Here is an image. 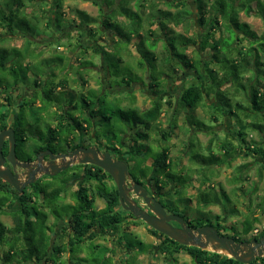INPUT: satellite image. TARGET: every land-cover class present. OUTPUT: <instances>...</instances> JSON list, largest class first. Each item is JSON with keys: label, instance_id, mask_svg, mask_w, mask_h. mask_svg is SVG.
Segmentation results:
<instances>
[{"label": "trees", "instance_id": "obj_1", "mask_svg": "<svg viewBox=\"0 0 264 264\" xmlns=\"http://www.w3.org/2000/svg\"><path fill=\"white\" fill-rule=\"evenodd\" d=\"M54 1V20H46V30L56 33L57 29L63 30L68 26H74V23L77 26L82 25V28L84 24L90 27L89 30L96 41V36H99L98 31L110 33L114 39L113 46H116L115 51L122 44L128 46L136 38L137 43L134 42V45L138 46V53L141 50L146 61L151 62L147 64L137 62L133 67L134 73L131 72L128 78L123 77L118 84L122 85L125 82V84L130 85L133 82H145L137 71L151 70L150 73L148 72V86L152 89L151 92L157 94L156 96L151 94L153 98L148 108L139 110L133 104L124 106L123 99L118 96L111 97L109 90L89 89L82 91L79 105L78 101L74 100L77 95L74 91L75 88L69 87L67 72L63 74L69 67H72L71 64L66 62L64 56L43 57L42 47H45L49 42L45 38V33L50 38L52 36H49L48 32L50 31H46L42 26L44 19L41 16L44 15L45 11L43 14L36 11L38 7L47 4L48 0H0V28L2 29L0 32V69L7 73L11 67L9 74L14 76L13 81H8V87H10L8 91L4 85L7 82L0 78V92L3 91L6 101L2 105L4 107L0 108V129L7 125L6 117L9 116L10 106L14 104L13 101H16V96L11 95V90L17 89L19 85L24 86V89L31 86L35 87V91L31 94H25L24 99L18 103V106H15L16 120L12 126L17 140L16 154L20 159L31 160V154L42 149L43 143L49 145L55 152L58 151L56 149L57 143L54 145L57 141L62 143L71 141L77 145V136L80 132L84 136L88 135L86 139L83 138L86 145L92 143L95 136H104L109 138V141L121 142L123 134L129 132L128 126L135 129L136 132L130 131V134L132 139L134 138L137 142L139 140L148 142L151 139V131L159 132V130L161 131V138L167 141L171 134L159 128V120L162 118L165 104L171 106L172 103L170 99H164L159 93H161V88L165 87L163 84L169 83L170 79L174 78L176 74L175 65H181L185 69L193 68L198 75H196L198 81L184 85L178 97V104L182 103L195 111L205 106L207 96L214 94L219 100V104L215 107H219L220 104L229 107L231 99L227 98V91L222 88L224 85L230 84L237 87L236 92H239L241 88L237 85L240 83L245 95L251 102V107L246 109L243 115L241 114V118V116H236L237 112L229 111L223 106L225 109L222 115H229L232 122L235 115L239 124L258 130L264 136V33L258 34L248 22L240 19L241 12H245L246 15L254 14L261 17L264 22V0H195L199 11L196 17L193 16L195 10L187 6L188 2L184 0H92L94 4L100 7L99 16H93L86 10L76 7L73 9V13L77 18L72 20L65 18L63 10L65 0ZM162 3L167 7H160ZM209 3L210 8H207ZM174 5L178 7L176 10H172ZM30 6L32 8L34 6V8L28 11ZM209 9L213 10V13ZM32 19L36 22H32ZM195 21L200 25L201 32H198L197 35H190L188 26ZM147 23L150 24L149 27H147ZM171 23L175 26H187V29L182 33L172 35L174 31L169 29ZM152 25H156V27L153 29ZM221 25L227 35L216 37V33L221 30ZM36 28L40 31L35 37ZM83 32L81 31L82 35ZM17 36L24 38V44L21 47L10 46L8 42ZM160 41L165 43L166 49L164 48L162 52L166 55L159 59L156 51ZM242 42L244 44L240 45ZM148 43L151 45V48L149 47L151 50H143L142 47ZM198 44H200L201 50L198 51L197 60L192 62L186 50L190 46ZM77 45L81 48L82 41H79ZM83 47L85 51L82 54L84 55L87 54V47L84 45ZM108 47L101 46L104 63L107 60L106 57H111V51H108ZM208 49L213 53L209 61H204L201 58L202 52H207ZM234 53L235 55H233ZM9 58L14 60V63L11 61L10 66L7 65ZM29 58L40 61L46 65L47 70H37L34 64L28 60ZM26 61L28 63L25 65ZM87 63L96 66L92 60L81 57L80 63L75 69L76 73L79 74V70L87 68L89 66L85 65ZM210 63H217L223 73L220 75L217 70L210 67ZM19 69L23 71L21 77L18 75ZM25 69L28 71L25 72ZM202 71L207 73L203 74ZM59 73H62V77L58 76ZM80 79L83 81L82 84H85L84 77L80 76ZM207 79L209 80L208 84ZM236 83L238 84L236 85ZM108 99L115 103L110 108H107L105 104ZM38 104L40 105L38 106ZM238 106L241 104L238 103ZM28 108L34 124L46 119L48 122L47 135L42 134L41 130L31 133L30 128L33 127V123L30 122L25 129L22 121L27 116L26 110ZM34 108L43 110V116L39 117L34 112ZM47 116L48 118H46ZM55 116H58L59 120L56 125H51L49 119ZM213 118L219 119L217 116ZM190 122L199 130H207L211 126L216 127V125H206L199 119ZM242 126L236 132L239 136L238 147L231 150L233 144L228 140L221 143L224 153L230 155L225 161L231 163L239 154V150L245 148L249 155L250 152H254L253 157L257 159L255 162L261 164L263 169L264 161L260 159L264 160V144H248L245 137L248 133L242 130ZM90 128H93L92 131ZM28 130L30 131L28 132ZM74 133L77 136L73 139L72 136L76 135ZM212 133L209 144L214 143L215 139L218 138V133L213 130ZM30 134L40 138L41 143L29 145L31 143ZM146 144H141V149H137V158L143 157L140 158L141 160L135 158L137 162L132 169L133 178L136 181H141L140 177L146 178L151 175L150 179L152 182H156L160 190L167 189V195L171 198L170 206L174 210L178 209L179 204L189 199L184 194V187L192 180L193 176L190 172L198 169L190 168L181 172L176 160L170 156L169 145H163L154 157L151 155V147ZM192 144L190 142L189 146ZM7 149L5 153H7ZM142 149H147L148 152L144 154ZM27 150L29 151L26 153ZM148 157L153 158V163L150 166H142L141 163ZM196 158H198L197 155H190L192 162ZM220 159L219 156L212 153L205 160L207 161L205 163L215 165ZM225 161H222L221 164ZM245 167L247 164L244 165ZM68 169L74 170L71 172L73 178L75 176L85 178L80 186H77L73 204L62 203L66 190L74 184L71 175L69 177L64 175L59 181L55 179L64 171L47 179L45 177L39 178L37 182L22 192L0 178V245L8 247L3 254L5 264H35L36 262L38 264H63L62 255L68 250L71 255L67 262L71 264H83V262L113 264L116 259L107 254L109 249H106L104 258L93 256V252L101 246L93 244L94 239L100 234L109 236L113 240H117L118 245L133 250L134 243L131 242V238L126 237V233L124 234L125 238L119 235L121 224L126 220L124 216L126 211L121 207L116 185L112 186L106 180V175L113 180L111 175L102 173L101 168L93 164H77ZM68 169L65 172L69 171ZM239 178L237 174L234 180L238 181ZM92 180L96 183H92ZM97 197L104 199L105 207L97 209L95 205ZM198 198L201 204H209L215 201L203 191L200 192ZM262 200L264 205V197ZM249 201V210L247 211L251 215L247 214L242 222V236L239 237L236 234L238 231L235 225H230V229L234 230L232 236L236 240L248 239V235L256 237L252 235V232L259 219L255 215L256 209L251 208L252 199ZM174 210L172 211L176 213L181 212ZM238 210L235 203L230 215L233 216L232 214ZM262 210L264 211V206ZM8 214L12 217L11 226L5 224L1 219L2 215ZM50 216L54 218L52 223L48 221ZM220 217L219 214L202 211L201 216L195 218L196 225L194 227L214 224L215 221L221 219ZM61 223L63 224L61 227L62 234L66 232L68 237L65 243L58 242L59 240L54 242L53 239L58 233L56 226ZM150 230L160 239L162 237L169 239L168 236L152 227ZM129 234L131 235V233ZM263 235L264 229H262L259 237ZM59 237L60 239L63 238V236ZM257 237L255 239L259 238ZM88 242L90 247L88 256L80 257L79 253L83 250V244ZM137 242L136 245L139 246L137 254L153 249L152 246L145 248L146 244L142 240H137ZM176 245L178 249H172L168 241H165L164 245L159 246L158 251L170 259L174 253L184 250L192 256L194 264H244L222 253L201 250L196 246L180 243ZM250 264H264V256L256 258Z\"/></svg>", "mask_w": 264, "mask_h": 264}, {"label": "rangeland", "instance_id": "obj_2", "mask_svg": "<svg viewBox=\"0 0 264 264\" xmlns=\"http://www.w3.org/2000/svg\"><path fill=\"white\" fill-rule=\"evenodd\" d=\"M185 2H188L187 6H189L191 9L195 10L193 16L196 17L198 14V8L195 0H184ZM55 1L54 0H48L47 4L38 7L36 12H39L40 14L44 15L41 17L44 19L42 21V26L45 29L46 20H50L54 18V11H55ZM177 6V5H176ZM175 5L172 7V10H176L178 7ZM43 7V8H42ZM79 7L80 9L86 10L93 16H98L100 11L99 5H96L93 3L92 0H65L64 3V12H65V18L66 19H74L77 18L74 13L73 9ZM160 7L166 8L167 6L165 4H161ZM34 8V6H33ZM31 6L28 9V11H31L33 9ZM207 8H210V3L207 5ZM47 11V13H46ZM209 11L213 13V10ZM52 14V16H51ZM52 17V18H51ZM240 19L242 21L248 22L250 24V27L254 29L258 34L264 33V22L261 17L257 15H246L245 12H241ZM54 20V19H53ZM36 22V20L32 19V22ZM58 22V21H57ZM74 23V22H73ZM95 25V24H94ZM150 24L147 23V27H149ZM156 25H152V28L154 29ZM189 27L188 33L190 35H197L198 32H201L200 25L195 21L191 22ZM89 26H85L83 24L81 26H77L74 23V26H68L67 28H64L63 30L57 29V32L50 31L48 32L49 36H52L51 38L48 37L45 33V38L49 41L45 47H42L43 57H57L64 56L67 63H70L72 67H69L63 74L67 72L66 77L69 80V87H74V91L76 92V96L74 97V100L80 105V95L83 93L82 91H86L89 89H95V90H108L111 89V97L118 96L123 99L122 103L124 106L133 104L136 106L139 110H144L148 108L151 105L152 102V95L151 91L152 89L148 86L149 78H148V72L150 73L151 70H146L144 72L143 70H138V74L141 75L145 82H133L130 85L125 84V82L122 83V85L118 84V82L122 81V78H128V75L132 72L134 73V66L140 62H144L145 64L150 63L151 61H146V59L143 57V54L140 50V53H138L137 45H134V42L137 43V39H133V42L130 43L128 46H125L122 44L120 48L115 51V47L113 46V37L108 32H99V36L97 38V41L94 40V37L92 36V32L89 30ZM169 29L174 31V34L182 33L187 29V26H175L174 24H169ZM225 29L221 25V30H219L216 33V37L227 35ZM2 29L0 28V32ZM39 29L36 28L34 31L35 37L39 34ZM81 31L83 32V35H81ZM33 32V31H31ZM41 36V35H40ZM169 36V35H167ZM48 37V38H47ZM83 42V45L87 47V54H82V52L85 51L84 47H78L77 44H79V41ZM24 38L21 36L13 37L8 42L10 46H18L21 47L24 44ZM47 43V42H46ZM124 43V42H123ZM244 42L240 43V45H243ZM245 44H248V42H245ZM109 46L107 49L108 51H111V57H106L107 60L104 63L103 55L101 54V46ZM149 45V46H148ZM158 49L156 51L157 57L160 59L166 53L162 52V50L165 48V43L162 41L158 44ZM123 47V48H122ZM151 45L148 43L146 46H143V50H151ZM166 49V48H165ZM201 50L200 44L195 46H190L186 53L191 57L192 62L196 61L198 58V51ZM121 51V52H119ZM213 52L208 49V51H203L201 58L204 59V61H209L211 58ZM208 54V55H207ZM235 55V53L233 54ZM83 57V59L92 60L96 66L90 65L91 63H87L85 65H89L84 70H79V74L76 73V67L80 63V58ZM149 57V56H148ZM121 58L122 60H120ZM9 60L7 65L10 66L12 62L14 63V60H11V58L7 59ZM31 61L32 64H34L35 68L39 71L47 70L46 65H43L40 61H37L35 59H28ZM12 61V62H11ZM28 63V61L25 62V65ZM55 63V62H54ZM53 63V64H54ZM195 64V63H194ZM178 71L180 76H183V83L184 85L191 84L193 82L198 81V78L196 77L197 73L193 70V68H181L179 65ZM53 67V65H52ZM210 67L217 70L219 74L221 75L223 73L221 67L217 63H210ZM25 68V67H24ZM10 69L6 72H3V70L0 69V78L3 79L5 82V88L7 91L10 89L8 87V81H13L14 76L10 75ZM200 69V68H199ZM25 72L28 71V69L24 70ZM111 73V75H110ZM203 74L207 73L206 71H202ZM8 74V75H7ZM62 73H59L58 76L62 77ZM250 74V73H248ZM18 75L21 77L23 75V71L19 69ZM80 76H83L85 79V84H82L83 81L80 79ZM198 76V75H197ZM167 78V77H166ZM206 78V77H205ZM207 84L209 83V80L207 79ZM238 83H236L237 85ZM165 87L161 88L162 92L169 91L171 95V103L172 105L168 106V104H165V110L166 113L165 116L161 119L159 123V128L167 129L168 131L171 130L170 123H169V115L172 111L173 105H177L178 107V122L180 123L178 128H174L172 131V134L169 136V139L167 141L163 140L161 138L160 132L158 131H151V139L148 141L149 147H151V155L155 157V154L160 151L161 147L163 145H169L170 147V156L172 159L176 160V163H178V167L181 172L186 171L190 168L198 169L190 172V174L193 176L192 180L186 184L184 187V194L189 199L182 204H180V207L182 210L187 213L188 217L191 219L197 218L201 216L202 211L205 213L211 212L212 214H219L221 217L220 221L223 225L226 226L224 228V231H228L230 233H233L234 230L230 229V225H235L237 228L238 235H242L241 229H242V222L245 219L246 215L248 214L249 210V200L252 199L251 208L256 209L255 215L258 217V221L255 223V228H263L264 227V211L263 208V197H264V168L262 169L261 164H259L257 161L255 162L256 157L254 156V152H250L251 154H247V151L245 148H242L239 150V154H237L236 158L232 160L231 163L228 161H225L228 155L224 153L225 151L221 148L222 141L228 140L232 145L231 150L234 147L239 146V136L236 134L237 131L240 130V127L242 126L237 121L236 116H241L243 113L246 112V109L251 107V102L248 100L247 96L245 95V92L242 89V84L239 83L241 90L239 92H236V88L233 85L226 84L224 85L222 89H226L227 91V98L231 102H229L230 106H224L222 104L218 105L219 107H215V105L219 104V100L214 96V94L207 96L205 101V106L200 107L197 110H192L189 107H186L182 103L178 104L177 97L180 95L181 90H179L176 86H169V83L163 84ZM183 85V86H184ZM24 86L19 85L14 93V97L18 94L23 92ZM225 91V93H226ZM3 92V91H2ZM0 92V108L4 107L2 106L6 101L4 100V93ZM5 92V91H4ZM229 92V93H228ZM12 93V92H11ZM168 93V94H169ZM238 103L241 104V106H238ZM107 105V108L112 107L115 103L110 99H108V102L105 103ZM14 105V104H13ZM40 104H38L39 106ZM233 110L237 112V115L233 116L234 120L233 122L230 121L229 115L223 116L222 113L223 110ZM8 108V107H7ZM13 110H15V106H11ZM34 112L39 116H43V110L35 109ZM55 110V109H53ZM107 112V111H106ZM242 114V115H241ZM26 117L23 119L22 123L25 129L28 127V123H33V127L30 128L31 133L34 131H42V134L47 135L48 133V122L45 121L39 122L37 124H34V121L32 120L30 116V109L28 108L26 110ZM218 117V120H215L213 117ZM12 117V115H11ZM48 118V116L46 117ZM199 119L202 120L206 125H218V128L215 129L214 132L218 133V138L215 139L214 143H210V138L212 137V126L208 128L204 132L203 130H199L196 127L191 124V120ZM59 120L58 116L51 117L49 119L51 125H56ZM224 123V124H222ZM93 128H90L92 131ZM210 129V130H209ZM28 130V132L30 131ZM242 130H244L246 133H248L245 137L247 139L248 144L255 145L258 144H264V136H262V133L258 130H254L251 127L242 126ZM40 132V131H39ZM38 132V133H39ZM234 132V133H233ZM37 133V135H38ZM38 137H40L38 135ZM36 135L30 134V144H40L41 140ZM191 137V138H190ZM107 143L109 144V138L106 137ZM125 141L127 142L128 139L125 138ZM190 142L193 144L190 145ZM256 144V145H257ZM145 145V144H143ZM31 147V146H30ZM143 148V146H142ZM29 150L26 151V153ZM245 151V152H244ZM147 149H143V153H147ZM215 154L219 156L221 159L218 161L217 164H209L205 163V161L210 155ZM194 154L197 155L198 158L193 159L194 162L191 161L190 155ZM232 154V153H231ZM256 155V154H255ZM142 157V156H141ZM140 156L137 158L139 160L141 158ZM259 159V158H258ZM141 160V159H140ZM257 160V159H256ZM261 161H264L262 158ZM222 161H225L221 164ZM145 163L150 166L153 163V158L148 157L145 160ZM144 163V164H145ZM247 164V167L244 168V165ZM133 165V164H132ZM264 167V164H263ZM181 168H183L181 170ZM74 169V168H72ZM64 171V173L59 174L55 179L57 181L61 180V177L65 175V177H69L72 173V171ZM185 169V170H184ZM238 174V177H240L238 181L234 180L235 175ZM74 175V174H73ZM74 177V176H70ZM108 183L112 186L116 185L113 180L110 178L107 179ZM92 183H96V181L92 180ZM77 189V183L70 186L62 199V203H74L75 197L74 193ZM166 190V189H164ZM206 192V195L209 196L211 199L215 200L214 202H210L209 204H201L198 201V196L200 192ZM218 200V201H217ZM236 203L238 207V211L233 216L230 215L231 211L234 209V204ZM260 203V205H258ZM262 203V205H261ZM95 205L97 209L105 207L106 203L104 199L97 197L95 201ZM199 209V211H197ZM248 215H251L250 213ZM2 221L7 224L8 226H11L13 221L11 215H2L1 216ZM49 223H52L53 217H49ZM63 224L56 226L57 232L61 231V227ZM131 238V242L134 243L133 250H129L126 248V246H120L118 245L117 240H113L109 236H104L102 234L98 235L94 241L93 244L101 245L99 246L96 251L93 252V256L97 258H104L105 257V251L106 249H109V255L113 256V258L116 259V261H113V264H193L192 258L187 255L186 253H176L175 258L172 259L169 257L164 256L163 254H160L158 257H153V249L150 252H144L141 255L140 253L137 254L138 251V244L136 245L137 240H142L145 242V248H149L151 246V243L158 244L159 240L156 235L152 233V231L146 226L144 223L140 221H130L125 220L121 224V231L119 233L120 236H123ZM131 233V235L129 234ZM129 235V236H128ZM61 236L63 238L60 239V237L56 236L53 238L54 242L59 240L58 242H66L68 237L66 236V232H64ZM250 236V235H249ZM117 238V237H115ZM123 238V239H124ZM89 242L83 244V250L79 253L80 257H86L88 256V253L90 252ZM6 245H0V264H5L3 260V254L4 251L7 250ZM132 248V247H131ZM70 251H66L62 255L63 264H71L68 261L70 258ZM165 257V258H164ZM34 264V263H33ZM35 264H38L36 262ZM83 264H89L88 262H83Z\"/></svg>", "mask_w": 264, "mask_h": 264}, {"label": "water", "instance_id": "obj_3", "mask_svg": "<svg viewBox=\"0 0 264 264\" xmlns=\"http://www.w3.org/2000/svg\"><path fill=\"white\" fill-rule=\"evenodd\" d=\"M6 140L9 143L7 155L3 150ZM16 145L15 130L11 126L2 129L0 131V178L20 192L37 182L41 175L54 176L74 164H93L111 175L124 209L176 242L182 245L196 246L201 250L222 253L244 264H250L256 258L264 256V235L259 239L237 241L233 236L220 234L213 226L193 228L181 215L168 213L159 200L148 195L147 190L140 182L132 179L128 164L123 159L114 157L109 151L103 152L95 146L84 145L75 148L68 154H54L49 149L39 152L37 162L33 163L18 159ZM45 155H49L48 161L44 160ZM6 161L11 164V167L5 165ZM17 167L27 169V172L24 173L27 177L16 172ZM131 192L143 197L154 214L143 209L130 195ZM172 220L177 221L180 227L173 226Z\"/></svg>", "mask_w": 264, "mask_h": 264}, {"label": "flooded vegetation", "instance_id": "obj_4", "mask_svg": "<svg viewBox=\"0 0 264 264\" xmlns=\"http://www.w3.org/2000/svg\"><path fill=\"white\" fill-rule=\"evenodd\" d=\"M80 36H82V34L80 35ZM82 41V40H81ZM82 47H83V42H82ZM176 67V74L174 75V78L173 79H170V85L169 86H176V87H178L179 88V90H181L182 91V89H183V85H184V83H183V76H180V74H179V71H178V66L177 65H175ZM181 68H183L181 65H179ZM34 87V86H33ZM32 86L31 87H27V88H25L24 89V91L23 92H21V93H18L17 95H16V97H15V100L16 101H13V103H14V105H11L12 107L13 106H18V103L19 102H21L23 99H24V97L26 96L25 94H31L33 91H35V87L33 88ZM37 87V86H36ZM104 89V88H103ZM109 91H110V93H111V89H108ZM12 91V93H11V95H14L13 93V91H15V89H13V90H11ZM153 92H151V94H152ZM156 94L157 93H153V95L154 96H156ZM162 97H164V99H171V95H172V93L171 94H168V91H165V92H162L161 91V93H159ZM178 97H179V95H178ZM178 97H177V100H178ZM11 106H10V110H9V116L8 117H6V123H7V125L5 126V128L6 127H8V126H11L12 128H13V124H14V122H15V120H16V112H15V110H13L12 108H11ZM169 106V105H168ZM174 107L172 108V111H171V113H170V115H169V123H170V128H171V130L170 131H168L167 129H163L164 131H168L170 134H172V131H173V129L175 128H178V126H179V122H178V113H179V111H178V107H177V105H173ZM164 110H165V107H164ZM164 110H163V113H162V118H163V116H165L166 115V113L164 112ZM11 115H12V117H11ZM161 118V119H162ZM161 119L159 120V123H160V121H161ZM216 128H218V125H216V127L215 128H213V131H215V129ZM2 129H4V128H2ZM2 129H0V131L2 130ZM14 129V128H13ZM128 129H129V132L128 133H124L123 134V138H122V140H121V142H116V141H110L109 142V144L107 143V141L108 140H106V137H104V136H101V137H96L95 136V138H94V141H92V143L90 142L88 145H86V144H84V141H83V138H87L88 137V135L86 134V136H84L83 134H82V132H80V134H78V136H77V134L76 133H74V134H76V135H73L72 136V138L74 139L75 138V136H77V145H76V143L75 142H65V143H62L61 141H57V142H55L54 143V145L57 143V147H56V149L58 150L57 152H55V151H53L52 150V148L49 146V145H44V143L42 144L43 145V148L42 149H40L39 151H37V152H35L34 154L32 153L31 154V156H32V159L31 160H28V159H25V160H23V159H20L19 157H18V155H17V157H18V159L19 160H21V161H24V162H26V161H28V162H33V163H36L37 162V154L39 153V152H41V151H46V150H51L54 154H68V153H70L71 151H73L75 148H77V147H79V146H95V147H97L98 149H100L101 151H109L114 157H116V158H119V159H123L127 164H128V167H129V171H130V174H131V177H132V179L134 180V181H136L134 178H133V175H132V169L134 168V166H135V164H136V162H137V160L135 159V158H137V154H138V152H137V149L139 148V149H141V144H146V143H148V142H146L145 140H139L138 142L133 138L132 139V137H131V134H130V131L131 132H133V133H135L136 131H135V129L134 128H132V127H130V126H128ZM204 131V130H203ZM159 132L161 133V131L159 130ZM204 132H207L206 130L204 131ZM217 132V131H216ZM93 135V134H92ZM125 138L126 139H128V141L126 142L125 141ZM191 138V137H190ZM140 146H139V145ZM60 145V146H59ZM6 146H7V148H6ZM189 146V145H188ZM7 149V153H8V150H9V143H8V140H6L5 141V144H4V147H3V150H4V153H5V150ZM142 151H143V149H142ZM7 153H5V155H7ZM143 157V156H142ZM44 160L45 161H48L49 160V155H45L44 156ZM145 161L144 162H142L141 163V165L142 166H146L147 164L145 163ZM133 164V165H132ZM5 165L6 166H10L11 167V164L8 162V161H6V163H5ZM74 165H77V164H74ZM101 168V167H100ZM95 169V168H94ZM16 172H18V173H20V174H23L24 175V177H27V175H25L24 173L25 172H27V169H25V168H22V167H17V171ZM101 172L102 173H106V174H108L105 170H103L102 168H101ZM61 173V172H60ZM59 174V173H58ZM58 174H56V175H58ZM84 174V173H83ZM56 175H54V176H56ZM110 175V174H109ZM52 175H41L39 178H48V177H51ZM152 176L151 175H149L148 177H140V180L141 181H138V182H140L142 185H143V187L147 190V192H148V195L150 196V197H152V198H156L157 200H159L163 205H164V207H165V209H166V211L168 212V213H174V214H178V215H181L182 217H184V219H185V221L187 222V224H190L193 228H198V227H202V226H195L194 227V225H196V221L195 220H193V219H191V218H188L187 216V213H185V211L184 210H182L181 209V207H180V204H179V206L177 207L178 209H173L172 208V206H170V204H169V201L171 200V198L169 197V195H167V189L166 190H164V188L163 189H159V186L156 184V182L154 183V181L152 182V180L150 179ZM38 178V179H39ZM107 178H109L107 175H106V180H107ZM84 177H80V176H75V178H73L72 180V182L75 184V183H77V186L79 187L80 186V184H81V182L82 181H84ZM30 186V185H29ZM117 187V186H116ZM26 188H28V186L26 187ZM25 190V189H24ZM135 200H136V202L143 208V209H145L146 211H148L149 213H151V214H154L152 211H151V209L149 208V206L146 204V202H145V200L143 199V197H139V196H137L134 192H131V194H130ZM120 204H121V202H120ZM121 207L123 208V206L121 205ZM124 209V208H123ZM125 211H126V213H125V217H126V220H130V221H140V222H142V223H144L146 226H148V228L150 229V225H148L147 223H145L143 220H141V219H137L136 217H134L133 216V214L130 212V211H128V210H126V209H124ZM172 210H174V211H178L179 212V210L182 212H179V213H176V212H173ZM53 220H54V218H53ZM53 222V221H52ZM222 224V222H220V220H218V221H215V223L214 224H205V225H203V226H206V225H210V226H213V227H215L217 230H218V232L220 233V234H225V235H230V236H232L233 235V233H230V232H228V231H224L225 229L224 228H226V227H223L221 224ZM171 224L173 225V226H175V227H180V224L177 222V221H171ZM262 231H260L258 234H252V235H255L256 237L258 236L259 237V235H260V233H261ZM61 234H62V231H59L58 233H57V237H59V236H61ZM163 235H165V234H163ZM56 236V235H55ZM167 236V235H166ZM237 236V235H236ZM242 236V235H241ZM240 235H239V237H241ZM248 237V239H242V240H252V239H255L256 237H253V236H247ZM257 237V238H258ZM158 238V237H157ZM168 238L169 239H167L166 237H162L161 239L160 238H158V240H159V243L158 244H153V243H151V246L153 247V257L155 258V257H158L161 253L158 251V248H159V246L160 245H164V243H165V241H168V243L170 244V246H172V249H178V246L176 245L178 242H176L175 240H173V239H171L169 236H168ZM260 238V237H259ZM258 238V239H259ZM237 241H240V240H237ZM151 251V250H150ZM150 251H148V252H150ZM147 252V253H148ZM144 252H142V254H143ZM151 253V252H150ZM177 253H186L187 255H189L191 258H192V256L190 255V254H188L187 252H185L184 250H181V251H179V252H177ZM107 254H109V252L107 253ZM175 254L176 253H174L173 254V256H171L170 258H172V259H177V258H175L174 256H175ZM139 255H141V253L139 254ZM164 256H165V254H164ZM165 258V257H164ZM192 260H193V258H192ZM179 264H183V263H179ZM193 264H194V262H193Z\"/></svg>", "mask_w": 264, "mask_h": 264}, {"label": "built area", "instance_id": "obj_5", "mask_svg": "<svg viewBox=\"0 0 264 264\" xmlns=\"http://www.w3.org/2000/svg\"><path fill=\"white\" fill-rule=\"evenodd\" d=\"M262 229H264V227L263 228H259V227H257V228H255L254 230H253V232H252V234H258L260 231H262Z\"/></svg>", "mask_w": 264, "mask_h": 264}, {"label": "bare ground", "instance_id": "obj_6", "mask_svg": "<svg viewBox=\"0 0 264 264\" xmlns=\"http://www.w3.org/2000/svg\"><path fill=\"white\" fill-rule=\"evenodd\" d=\"M99 16V15H98ZM114 40V39H113Z\"/></svg>", "mask_w": 264, "mask_h": 264}]
</instances>
